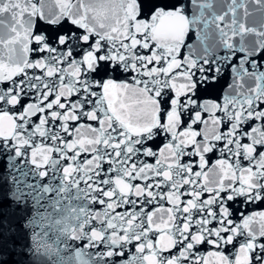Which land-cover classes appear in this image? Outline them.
<instances>
[{
	"label": "snow or ice",
	"instance_id": "1",
	"mask_svg": "<svg viewBox=\"0 0 264 264\" xmlns=\"http://www.w3.org/2000/svg\"><path fill=\"white\" fill-rule=\"evenodd\" d=\"M0 264H264V0H0Z\"/></svg>",
	"mask_w": 264,
	"mask_h": 264
}]
</instances>
